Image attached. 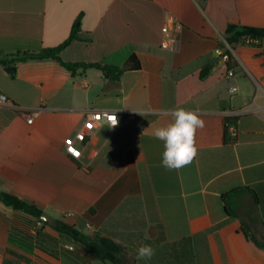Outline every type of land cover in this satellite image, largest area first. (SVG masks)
Returning <instances> with one entry per match:
<instances>
[{
	"label": "crops",
	"instance_id": "1",
	"mask_svg": "<svg viewBox=\"0 0 264 264\" xmlns=\"http://www.w3.org/2000/svg\"><path fill=\"white\" fill-rule=\"evenodd\" d=\"M230 23L264 27V0H0L7 60L57 48L76 32L60 53L66 63L122 67L136 55L141 64L119 81L96 68L72 72L52 57L0 64V92L13 103H0V191L114 240L121 264H264V41L231 47L229 69L220 54ZM166 39L175 41L165 48ZM175 108L196 112L204 127L194 161L168 170L153 133ZM95 111L116 112L119 123L86 131L75 159L65 140ZM232 112L237 141L226 145ZM37 220L0 201V264H110L71 242L65 248L81 263L65 258L61 243L49 249L44 239L60 238L50 226L41 231L44 250L11 245ZM142 244L155 250L150 260L136 259Z\"/></svg>",
	"mask_w": 264,
	"mask_h": 264
},
{
	"label": "trees",
	"instance_id": "2",
	"mask_svg": "<svg viewBox=\"0 0 264 264\" xmlns=\"http://www.w3.org/2000/svg\"><path fill=\"white\" fill-rule=\"evenodd\" d=\"M75 39H78L76 36V32H73L68 40H66L62 45L57 48H48L44 51L37 53V52H17L14 55H8L11 57L10 60L5 59L4 57L0 56V64L4 66H9L16 62H27L34 59L40 58H47L52 57L61 62V64L66 67L68 70L72 72H76L78 70H87L90 68H96L101 70L106 77L120 80V77L129 71H139L141 69V64L136 55L131 56L128 61L122 67H113L110 65L105 64H98V63H66L64 62L61 57L60 53L64 50L67 46L71 44V42ZM249 39H255L264 41V27H254V26H244L235 23H230L227 27L225 32V40L226 42L234 49L239 44H248ZM228 54L231 57V61L228 63L229 69L234 68V56L230 51ZM211 68H206L201 73V78H206L210 73ZM239 120V116H226L224 121V128H225V137L224 143L226 145L235 144L237 141V137H232L231 134V127H235L237 131V122ZM222 200L225 204V208L227 212L230 214L229 209V194H225L222 197ZM0 201L6 206L16 211H23L33 217L41 219L44 211L38 208L35 205L29 204L26 201L10 194L7 192L0 191ZM45 226H50L54 230L59 233L61 239L66 240L65 242H71L77 245L80 248L85 249L92 255L95 259L103 262V263H110V264H121L123 262L121 256V246L116 243L114 240L103 237L99 234L94 233L93 235L89 236L79 229L75 227L68 226L62 222H60V226H52L47 222H44ZM17 226V225H16ZM65 227V228H63ZM22 232L24 235V239H18L14 236H10V243L11 245L24 250L28 254H33L35 247L41 248L44 250L43 240L41 239V235L38 237H34L32 234L29 233L28 229L22 227ZM246 235L249 239L253 240L257 243L256 239L248 232ZM63 254L66 257L70 258V260L81 263L76 255L75 252L70 250H64ZM38 264H50L40 257H37ZM82 264V263H81Z\"/></svg>",
	"mask_w": 264,
	"mask_h": 264
},
{
	"label": "clouds",
	"instance_id": "3",
	"mask_svg": "<svg viewBox=\"0 0 264 264\" xmlns=\"http://www.w3.org/2000/svg\"><path fill=\"white\" fill-rule=\"evenodd\" d=\"M171 120L164 126L154 130V137L163 142L162 166L168 170H179L190 165L198 155L196 133L204 127V121L193 111L184 108H175L171 111ZM118 123L116 117H112ZM155 250L147 244L137 249L136 259L150 260Z\"/></svg>",
	"mask_w": 264,
	"mask_h": 264
},
{
	"label": "built area",
	"instance_id": "4",
	"mask_svg": "<svg viewBox=\"0 0 264 264\" xmlns=\"http://www.w3.org/2000/svg\"><path fill=\"white\" fill-rule=\"evenodd\" d=\"M164 32H168L169 29L168 27L163 28ZM175 41V39L169 40L166 39L162 46L163 47H169L171 45V43H173ZM226 43V49L221 52V57L222 60L224 62H226L227 64L231 61V57L228 54V51H230L232 53V48L231 46ZM261 43L260 40H255V39H249L248 40V44L249 45H259ZM228 76L230 78L234 77V72L232 70L229 71ZM234 91H236V88H233ZM0 103L2 104H13L12 101L3 93L0 92ZM239 112H232L231 115L229 116H238ZM25 117H27V121L28 123L32 124L34 117L33 115H25ZM109 117H116L117 121H118V114L116 112H110V111H95L92 116L87 119L84 123V131H80L78 132L74 137H68L65 140V149L66 152L73 158L75 159H80L81 154H82V150L80 149V147L78 146L79 144H83L86 142L87 140V134L86 131H94L95 129H97L98 126L104 125V124H109L111 126L112 123H114L115 121L112 119H109ZM131 119H135L136 115L135 114H130L129 116ZM119 123V122H118ZM118 123L116 124V126L118 125ZM115 126V127H116ZM232 137H237V131L235 129V127H231L230 129ZM45 227L44 221H42L41 219H38L36 224L31 228V234L34 237H38L41 233V231L43 230V228ZM70 250H73V247H69Z\"/></svg>",
	"mask_w": 264,
	"mask_h": 264
},
{
	"label": "rangeland",
	"instance_id": "5",
	"mask_svg": "<svg viewBox=\"0 0 264 264\" xmlns=\"http://www.w3.org/2000/svg\"><path fill=\"white\" fill-rule=\"evenodd\" d=\"M42 235H43V233H41V237H42ZM53 237V236H52ZM42 239V238H41ZM56 239V240H55ZM45 240V242L47 243V247L49 248V249H52L53 250V248H57L58 246H59V243H61L62 245L60 246L61 247V249H62V253H63V251L64 250H70L69 248L68 249H66L65 248V244L67 243V242H65L66 240H63V239H61V238H58V236H56V237H54V238H51V237H49L48 239H44ZM70 251H72V252H75V250H70ZM63 256L65 257V258H67L66 256H65V254H63Z\"/></svg>",
	"mask_w": 264,
	"mask_h": 264
},
{
	"label": "water",
	"instance_id": "6",
	"mask_svg": "<svg viewBox=\"0 0 264 264\" xmlns=\"http://www.w3.org/2000/svg\"><path fill=\"white\" fill-rule=\"evenodd\" d=\"M7 70L8 71H13V70H15V68L14 67H9V68H7ZM41 220L44 221V222H47L48 224H50L52 226H56V227L60 226V222L58 220L53 219L51 215H49L48 213H45V212L42 215ZM63 228H65V227H63Z\"/></svg>",
	"mask_w": 264,
	"mask_h": 264
},
{
	"label": "snow or ice",
	"instance_id": "7",
	"mask_svg": "<svg viewBox=\"0 0 264 264\" xmlns=\"http://www.w3.org/2000/svg\"><path fill=\"white\" fill-rule=\"evenodd\" d=\"M109 119H113L112 117H109Z\"/></svg>",
	"mask_w": 264,
	"mask_h": 264
}]
</instances>
